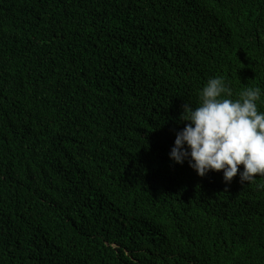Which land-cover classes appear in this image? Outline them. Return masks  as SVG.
Instances as JSON below:
<instances>
[{
  "label": "trees",
  "instance_id": "1",
  "mask_svg": "<svg viewBox=\"0 0 264 264\" xmlns=\"http://www.w3.org/2000/svg\"><path fill=\"white\" fill-rule=\"evenodd\" d=\"M214 76L264 111V0H0V264H264V176L169 156Z\"/></svg>",
  "mask_w": 264,
  "mask_h": 264
},
{
  "label": "clouds",
  "instance_id": "2",
  "mask_svg": "<svg viewBox=\"0 0 264 264\" xmlns=\"http://www.w3.org/2000/svg\"><path fill=\"white\" fill-rule=\"evenodd\" d=\"M261 96L259 86H249L233 98L222 76L210 77L199 106L184 105L182 119L188 123L176 133L170 158L178 164L187 160L201 177L222 171L227 183L238 173L242 184L264 176V111L257 103Z\"/></svg>",
  "mask_w": 264,
  "mask_h": 264
}]
</instances>
